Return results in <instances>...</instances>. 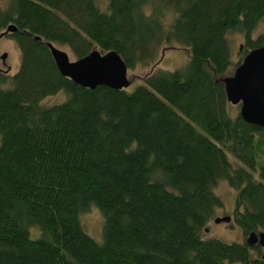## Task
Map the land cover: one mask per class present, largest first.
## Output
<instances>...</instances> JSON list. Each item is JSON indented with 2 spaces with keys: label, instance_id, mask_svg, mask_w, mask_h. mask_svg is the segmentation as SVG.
Returning a JSON list of instances; mask_svg holds the SVG:
<instances>
[{
  "label": "trees",
  "instance_id": "1",
  "mask_svg": "<svg viewBox=\"0 0 264 264\" xmlns=\"http://www.w3.org/2000/svg\"><path fill=\"white\" fill-rule=\"evenodd\" d=\"M9 25L21 59L0 69V264H264L259 245L203 235L221 181L244 235L264 231V127L231 109L222 82L264 45V0H8L0 35ZM46 42L75 59L114 50L128 69L172 43L189 58L131 90L89 89ZM91 206L98 237L81 222Z\"/></svg>",
  "mask_w": 264,
  "mask_h": 264
},
{
  "label": "water",
  "instance_id": "2",
  "mask_svg": "<svg viewBox=\"0 0 264 264\" xmlns=\"http://www.w3.org/2000/svg\"><path fill=\"white\" fill-rule=\"evenodd\" d=\"M17 30L15 25H9L0 38ZM41 40L39 36H34ZM57 70L64 77L84 88L94 89L99 85L113 89H126L132 80L128 77V67L122 57L114 50L101 52L96 47L86 56L74 61L69 59L66 51L46 42ZM241 48V46H240ZM162 56L150 71L162 60ZM6 54H0L5 64ZM227 101L231 105H239V115L244 122L264 127V45L250 50L231 75L222 79ZM231 216H216L215 223L230 222ZM208 228H206V232ZM249 246L259 245L264 260V231H252L246 236Z\"/></svg>",
  "mask_w": 264,
  "mask_h": 264
},
{
  "label": "rangeland",
  "instance_id": "3",
  "mask_svg": "<svg viewBox=\"0 0 264 264\" xmlns=\"http://www.w3.org/2000/svg\"><path fill=\"white\" fill-rule=\"evenodd\" d=\"M99 3L103 6L106 3V0H98ZM8 0H0V7H5ZM234 51L236 54L242 52L243 50V38L241 34L232 33L229 35ZM241 46V48H240ZM58 48L66 51L69 55L71 61L75 60V57L70 52L66 46H57ZM164 49H161L158 52L156 60L148 66H138L134 69H128V77L132 80L131 84L127 89H133L135 86L141 83V79L150 72L153 65L159 61L162 56V51L164 50L162 60L154 67L153 71L157 70H174L178 67L183 66L187 59L189 58L188 50L181 45L176 43L167 44L163 46ZM0 54H6L5 64L0 59V69H8L9 76L14 75L20 65L21 53L17 45L16 40L13 37L4 35L0 38ZM234 71V70H233ZM233 71L229 74L231 75ZM64 94L53 95L47 97L45 102L47 104L54 103L60 99ZM233 111H239V105H231ZM215 191L217 195L222 199L223 206L218 208L215 212L214 217L209 221L207 228L208 231L204 232L206 238H216L224 242H242L246 239L247 235H244L240 226H238L233 220L234 207L236 200V190L230 187L227 182L221 181L217 184ZM229 215L231 216L230 222H220L215 223L213 219L216 216ZM81 222L83 223L85 229L94 237H98L101 232V227L103 223V215L95 206H91L86 212L81 215ZM34 231V230H33ZM261 252L263 249L261 248ZM227 264H240V263H227Z\"/></svg>",
  "mask_w": 264,
  "mask_h": 264
}]
</instances>
